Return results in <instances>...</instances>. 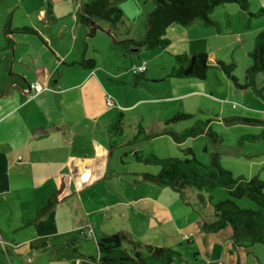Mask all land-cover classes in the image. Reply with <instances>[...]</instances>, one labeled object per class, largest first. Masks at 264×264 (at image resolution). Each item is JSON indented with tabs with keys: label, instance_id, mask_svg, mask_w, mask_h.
Returning <instances> with one entry per match:
<instances>
[{
	"label": "crops",
	"instance_id": "0c3cea01",
	"mask_svg": "<svg viewBox=\"0 0 264 264\" xmlns=\"http://www.w3.org/2000/svg\"><path fill=\"white\" fill-rule=\"evenodd\" d=\"M86 1L79 0V3ZM66 2L60 0L52 4L51 0H47L46 7L39 6L35 11L39 19L30 17L31 27L34 28L31 32L46 45L21 35H12L9 44L3 26L7 22L10 27L13 25V15L0 10V232H3L4 226H16L23 242H41L47 249H54L49 258L51 261L62 258L60 264H97L96 241L112 233L121 236V248L130 257L136 258L138 251L142 257L149 256L142 264H194L199 258L203 260L200 264H248L247 255L255 243L246 245L236 241L229 225L217 229L208 225L215 219L212 194L209 196L210 205L206 207L208 218L203 221V230L202 226H197L190 205L185 209L180 203L178 192L162 187L168 184L148 178L147 173L158 172V165L142 161L145 166L141 169L123 167L127 162L123 154H134L137 161L143 160L139 155H148L140 147L141 141L161 133L176 132L169 126L159 125L161 121L156 117L167 121L160 104H171L173 108L175 99H182L184 111L177 112L190 114L189 106L207 99V91L196 89L192 94L167 99L157 95L146 96L157 94L155 89L150 88L165 75L169 76L168 71L163 75L162 65L155 63L150 70L146 66L142 74L133 73L130 69L141 63L134 62L133 55L129 60L125 58L106 30L108 22L106 25L99 21L100 27L90 34L87 26L78 21L77 8L71 9L72 5ZM148 2H117L123 11L122 20L113 27L118 37L140 39L144 36L145 18L154 6L153 0L151 5ZM28 10L30 13L33 11ZM191 23L200 26L195 20ZM169 27L168 33L178 35L174 40L185 44L175 51L188 54L187 46H191L193 39L190 31L193 29ZM92 35L95 36L90 38ZM168 49L171 52L174 50L170 43ZM149 51L157 55L166 53L164 50ZM98 52L103 53L102 58ZM171 52L166 55L171 62L170 68L174 62ZM84 57H93L94 67L80 64ZM126 61H129L128 80L139 88L138 97L131 103H123L119 94H109L114 99L111 97L113 104L108 105V94L101 87L103 78L113 76L125 79L127 74L120 64H126ZM216 69L213 72L224 74ZM173 78L188 79L190 82L177 83L195 85L196 88H200L199 81L203 80L195 77ZM124 79L119 81L125 82ZM34 82L42 86L38 93L30 86ZM143 86L150 90L144 91ZM52 88L59 91L54 92ZM209 94L215 93L210 91ZM210 97L211 102L217 101L212 95ZM261 97L264 98V95ZM220 102V106L213 111L221 120L264 123L259 119L227 115L224 113L226 107L235 108L236 105L226 100ZM258 103L264 110V102ZM129 110H136L140 118L137 119ZM150 111L154 114V123H149L148 131L141 119L146 118ZM127 124L134 129L131 130L132 138L128 137L129 129L124 126ZM209 124L210 120L204 131L211 130ZM110 125L118 127L120 134L111 133ZM262 134L264 129L255 135L258 138ZM116 152L119 158L114 166L112 157ZM258 154L255 152L249 156L257 159ZM226 168L234 175L230 167ZM65 174L70 179V194L43 213H38L42 200L59 188ZM234 176L250 178L244 174ZM167 193L174 199H169ZM65 235L67 238L83 236L78 244L91 241L93 250H85L83 245H77V250H73L65 243ZM148 245L169 247L178 251L179 256L167 263L152 257L153 247L148 248ZM57 247L62 248L61 256L55 250ZM258 259L260 264H264ZM123 260L113 264H130Z\"/></svg>",
	"mask_w": 264,
	"mask_h": 264
},
{
	"label": "rangeland",
	"instance_id": "374dc122",
	"mask_svg": "<svg viewBox=\"0 0 264 264\" xmlns=\"http://www.w3.org/2000/svg\"><path fill=\"white\" fill-rule=\"evenodd\" d=\"M59 1L60 0H51V3L53 4ZM62 1L66 2V0ZM123 1L126 0H117L118 3ZM68 3L72 5L71 9L74 10L78 7L79 0H68ZM68 3L66 2V4ZM148 4H153L152 0H149ZM39 6L46 7L47 0H0V10H6L9 12V16L13 15L14 22L13 25H11V29L14 31L12 32V35H21V37L29 38L34 41L37 40L41 45H46L45 42H41L38 36L33 32H23L19 30L22 26H32L30 17L38 18L35 11H37ZM28 9L33 11L30 13ZM261 9H264V0H248L247 9H242L235 2H226L215 6L210 12L209 17L214 21L213 24L205 25L202 19H195L200 25L199 27H196L192 23H189V25H170L171 27L169 28H176L177 26H181L182 28H192L193 30L190 31V35L193 40H191V46H187V55L192 56L193 54H197L202 47V50L207 53L209 59H220L226 64H231L233 66V73L236 75L239 84L233 82L231 77L225 73L216 74L213 72L216 67L210 68L207 72V78L199 81L201 82L199 85L200 88H196L195 85L191 84L178 85V81L186 82L188 79L177 80L176 78L167 75L162 77L156 83H153V88L150 89H155L157 94H145L146 96L157 95L167 99L168 97L171 98L176 95H180V97L189 95L196 89H201V91H207L208 97L207 99L192 103L189 106V110L191 111L190 115L179 119H173L172 117L177 111H184L182 99L176 98L173 108H171V104L170 106L165 103L160 104L159 106L163 107V111L165 112V115H167V121L165 122L162 117L158 116L156 117L157 120L161 121L159 125L169 126L174 129L178 134V139L171 133H161L147 140H143L140 142V147L145 153L148 155L155 154L160 156H184L185 154L189 155L186 148L191 147L198 161L202 163H210L211 153L219 151L220 162L223 165H226V167H230L233 170L234 175L237 176L238 174H244L251 177L257 174L264 177V134L256 139L248 137L240 139V136L246 133H261L264 129V123L250 121L231 123L225 121V119L221 120L219 118L220 116H217L213 111L215 107L217 108V106H220V101L226 100L231 104H236V107H226L225 114L245 116L259 119L260 121L264 119L262 113L263 110L258 103L259 101L264 102V98L257 95L251 87L244 88L241 86L244 80V71L251 63L248 51L253 46L256 33L264 28V10ZM100 22H105V24L108 25L106 21L100 20ZM94 36L95 35H92L90 38H93ZM109 36L111 37V34H109ZM165 36L169 40V37L173 40L175 39L174 37H178L177 34H170L168 32H166ZM182 45L185 44H183V42L177 43L176 40L171 42L170 40V46L174 49L172 52L168 49L164 51L166 53H160L157 55V53L149 51L145 47H141L140 50L138 49L139 51H132L131 55H133L132 58L136 63L147 62L146 66L149 70L156 64L162 65L163 68L161 69V73L164 75L167 73L166 71H168V73L170 72L171 65V62L166 55L169 52L172 53L171 55L184 53L175 51L181 49L179 46ZM193 46H195V48ZM104 51L106 52V50ZM98 54L102 58L103 53L98 52ZM129 58L130 55L126 59L129 60ZM125 63L126 64H120L119 62L120 66L123 67V71L127 74V76H125L126 78H114L112 76L108 79L104 77L101 87L104 93L112 95L119 94L123 103H131L136 97H138L137 93L139 88L134 86V84L128 80L127 68L129 67V61H126ZM123 79L125 82L119 81ZM259 81L264 85V73H260ZM150 82H148V84ZM142 89L146 92L150 90L145 86H143ZM210 91L215 94H209ZM124 94L128 95L124 96ZM211 95L212 98L217 100L215 103L210 101ZM185 108L187 107L185 106ZM129 112H133L137 116V119L140 118L136 110H129ZM239 112L248 114H237ZM199 120H210L208 126H211V131L218 134L217 138H220L214 141L208 134L207 130L199 132L196 135H187L183 133L186 128L193 124H197ZM141 121L144 122L148 131H150L149 123H154L153 112H148L146 118L142 117ZM124 126L129 129L127 132L129 135L128 137L132 138L131 135L133 133L131 134V132L134 129H132L130 124ZM232 148L234 151H231ZM255 152H259V158L257 159H253L249 156ZM118 154L119 153L116 152L112 157V164L114 166L118 163ZM123 159L127 161L123 164V167L128 169H141L142 166H145L144 163L142 164V161L145 160L137 161L134 154H123ZM150 166L151 165H149V167ZM162 187H168L174 190L175 193H179L180 203H183L185 209L190 205L189 209L192 212L197 226H202V229L204 230L203 221L208 218L206 207L210 205L208 193H206V191L200 192L198 190H192L193 188L188 187L182 189V192L170 185H162ZM210 193L212 194L211 203L212 201H217L228 196L227 191L223 186L215 187ZM167 194L169 199H174L170 193ZM200 195H202L204 201L200 198ZM236 201L242 207L254 206V203L246 197H241L236 199ZM210 211L212 212V210ZM182 217L183 215L181 214V218ZM189 222L191 223V221ZM24 229H26V227ZM2 230L3 232H0V264H60L59 260H62V258L58 261H51L49 258V254L54 249H47L41 242H23V238L19 234L16 226H4ZM66 238L67 236L65 235L63 239L66 240ZM78 243L77 245L80 247L83 245L85 250H93L94 245L91 241L80 242V244ZM203 244L205 247V243ZM251 247L252 251L247 255L248 264H260L258 258L264 263V244L255 243ZM55 250L58 252V256H61L62 248L57 247ZM83 252L85 253L86 251ZM201 262L203 263L201 258L197 260L195 259L194 264H200Z\"/></svg>",
	"mask_w": 264,
	"mask_h": 264
},
{
	"label": "trees",
	"instance_id": "16d2710c",
	"mask_svg": "<svg viewBox=\"0 0 264 264\" xmlns=\"http://www.w3.org/2000/svg\"><path fill=\"white\" fill-rule=\"evenodd\" d=\"M226 2H235L242 9L248 8V0H153L154 6L147 13L145 18V34L140 39L131 37L120 38L113 31V27L122 20L123 11L118 5L117 0H89L79 3L76 9V17L80 23L87 26L88 32L94 34L100 27L99 21L105 20L109 26L107 32L111 34L115 44L123 52L125 58L131 55L132 50L145 47L148 50H168L169 39L165 36L167 29L172 24L187 25L195 19H202L205 25L213 24L214 21L209 17L212 9ZM264 10V9H261ZM5 38L9 44L12 39V32L8 22L3 26ZM20 31H34L33 27L22 26ZM251 58L250 65L244 71L242 87H251L258 95H264V85L259 81L260 73H264V28L255 35L254 43L248 51ZM174 62L170 68L169 76L172 77H195L204 79L210 68L216 67L226 75L231 77L233 82L239 84L236 75L233 73V66L226 64L220 59H209L204 50L197 54L188 56L185 53L173 55ZM80 64L89 68L94 67L93 57H84L79 61ZM132 71V68L130 69ZM138 73V74H142ZM137 74V73H135ZM54 92L58 89L52 88ZM187 112L174 113L173 119L188 117ZM264 118V117H263ZM264 121V119H263ZM207 121L199 120L197 124L187 128L183 133L196 135L203 132ZM109 131L115 135L120 134L118 127L109 126ZM208 134L215 141L217 135L210 129ZM171 134L178 139L176 132ZM245 137L255 139L257 135L247 134ZM189 155H176L159 157L155 154L147 156L139 155L143 160L155 163L159 166L157 173H147L148 178L165 183L180 190L193 188L198 191H206L211 196V191L217 186H223L228 196L217 201H212L215 219L208 222L212 228H220L229 225L232 235L238 242L246 245L253 243L264 244V178L254 175L250 178H237L232 172L224 167L219 161V151L211 153L210 163L198 161L191 147L186 148ZM70 179L67 174L63 175L59 188L47 194L39 205L38 213H43L55 203L63 200L70 194ZM246 197L254 203V206L242 207L236 199ZM202 198V195H200ZM83 236L68 237L66 244L73 250H77V243ZM151 256L169 263L174 257L179 256V252L166 246H151ZM96 247L98 250L97 261L100 264H113L114 262H124L122 257L130 264H142L146 257H142L140 252H136V258L130 257L121 248V236L117 233L104 235L97 239Z\"/></svg>",
	"mask_w": 264,
	"mask_h": 264
},
{
	"label": "built area",
	"instance_id": "2783aa9c",
	"mask_svg": "<svg viewBox=\"0 0 264 264\" xmlns=\"http://www.w3.org/2000/svg\"><path fill=\"white\" fill-rule=\"evenodd\" d=\"M146 69V64L145 62H142L141 64L137 65V66H133L132 67V72L133 73H141V72H144ZM32 87V89L34 90L35 93H38L41 89H42V86L40 83L38 82H34L30 85ZM106 103L108 105H112L113 104V100L111 98V96L108 94L106 95ZM236 104L233 103V106H235ZM263 117H264V110H263ZM97 264H100L99 261H97Z\"/></svg>",
	"mask_w": 264,
	"mask_h": 264
},
{
	"label": "water",
	"instance_id": "95a60500",
	"mask_svg": "<svg viewBox=\"0 0 264 264\" xmlns=\"http://www.w3.org/2000/svg\"><path fill=\"white\" fill-rule=\"evenodd\" d=\"M122 259H126L125 257H122Z\"/></svg>",
	"mask_w": 264,
	"mask_h": 264
}]
</instances>
